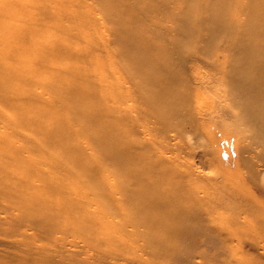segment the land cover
Masks as SVG:
<instances>
[{
  "label": "bare ground",
  "instance_id": "obj_1",
  "mask_svg": "<svg viewBox=\"0 0 264 264\" xmlns=\"http://www.w3.org/2000/svg\"><path fill=\"white\" fill-rule=\"evenodd\" d=\"M0 198V255L264 264V0H0Z\"/></svg>",
  "mask_w": 264,
  "mask_h": 264
},
{
  "label": "rangeland",
  "instance_id": "obj_2",
  "mask_svg": "<svg viewBox=\"0 0 264 264\" xmlns=\"http://www.w3.org/2000/svg\"><path fill=\"white\" fill-rule=\"evenodd\" d=\"M198 76H201V74L199 73ZM210 91L214 92L215 88L211 87L210 89H208V91H206L205 89H201L200 94H199L200 96L197 99V101H200V98L201 100L203 99L206 100V102L204 103V108L208 110L210 109V102L212 99V96L209 93ZM187 135L189 136V133H187ZM205 135H206L205 137H207L210 143V146L213 150V157L215 160V163L214 165H212L211 168H218V170L220 171V174L226 179V181L228 182L230 186L242 192L248 193L247 187L244 183V179L242 178L243 173L242 171H240L239 166H238L237 136L233 135V136H228V137H225V136L222 137L221 134L217 133L215 130L211 131V133L207 132L205 133ZM200 138L201 137L197 138L196 140H200ZM2 154L4 158L9 161L5 163L6 169L12 168L11 176L16 177L14 158L10 159L8 157L9 153L7 149H4ZM25 156L26 154L24 155V157L22 156V160L23 158L25 160L26 158ZM0 204L3 206L6 205V203L3 202L1 198H0ZM4 220H5V215L0 214V221L2 222ZM11 229H18V227L16 225L2 226L0 230V237H2L1 235L2 230L9 232V230ZM16 237L17 238L15 240H18L21 238L20 235ZM35 243L42 244V242H39V241L34 242V244ZM27 254H29V249L27 248H23L22 250H8L6 252L1 253L0 259L12 261L13 264H45L43 263V260L47 259V258L36 259L35 257L32 258V255H30V258L28 260L23 259L22 256L27 255ZM43 255H47V254L44 252ZM25 262H28V263H25ZM58 264L60 263L58 262Z\"/></svg>",
  "mask_w": 264,
  "mask_h": 264
}]
</instances>
